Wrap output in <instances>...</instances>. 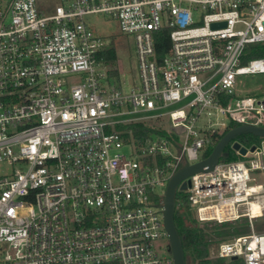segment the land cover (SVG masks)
I'll return each mask as SVG.
<instances>
[{
  "label": "built area",
  "instance_id": "built-area-1",
  "mask_svg": "<svg viewBox=\"0 0 264 264\" xmlns=\"http://www.w3.org/2000/svg\"><path fill=\"white\" fill-rule=\"evenodd\" d=\"M97 14L134 40L128 89ZM258 43L264 0H60L51 13L0 0V264H175L166 185L204 158L209 132L264 127V92L238 89L264 74V56L248 57ZM132 123L153 131L117 129ZM243 157L183 191L200 222L250 220L215 256L263 264L264 141Z\"/></svg>",
  "mask_w": 264,
  "mask_h": 264
},
{
  "label": "rangeland",
  "instance_id": "rangeland-1",
  "mask_svg": "<svg viewBox=\"0 0 264 264\" xmlns=\"http://www.w3.org/2000/svg\"><path fill=\"white\" fill-rule=\"evenodd\" d=\"M59 2L60 0H37V6L39 10L51 13ZM90 18L93 21L96 33L102 36L107 41L108 45L116 48L117 59L114 61L113 65L120 69L123 78L128 81L126 87L128 89L130 83L132 84L136 76V53L133 38L121 31L119 22L116 19H111L105 14L92 15ZM238 79L241 80L238 89L242 94L264 92V74L241 75ZM165 124L168 128L169 123L167 120L165 121ZM176 205L181 212L186 211L183 201L178 200ZM196 221L199 226L204 228L208 237L212 239L210 244V257L213 258L215 257L219 242L230 240L238 235L247 234L251 230L250 220L246 216L235 221L224 223H218L215 221ZM253 225L257 232L264 231V217L254 219ZM157 243L167 244V239H161ZM159 250L161 253H166L164 247ZM185 254L188 264L198 263L194 251L186 250ZM225 260L229 261L228 259Z\"/></svg>",
  "mask_w": 264,
  "mask_h": 264
},
{
  "label": "trees",
  "instance_id": "trees-1",
  "mask_svg": "<svg viewBox=\"0 0 264 264\" xmlns=\"http://www.w3.org/2000/svg\"><path fill=\"white\" fill-rule=\"evenodd\" d=\"M167 44L168 42L166 39V49H167ZM158 47L157 49L160 51V45ZM247 51L249 58L262 57L264 56V43L249 45L247 47ZM107 56L109 59L115 61L117 59L116 49L115 48L110 49L107 53ZM257 93L259 92H251L250 94H257ZM124 128H131L132 136L135 139L141 141H144L147 137H149L151 131H153V128L149 124H145V123H132L127 126H117V129L119 130ZM224 133L225 132H209L211 141H210V145L207 147L206 151L204 152L203 157H206L210 154V152L213 150L214 146L218 143V141L222 138ZM233 141H238L247 148H251L252 146L259 147L263 143L264 137L247 133L236 136ZM243 158L244 157L242 155H240L239 153H237L236 150L233 149L232 143H230L226 146L221 161H233V160H240ZM178 200L183 201V205H185L186 208V211L181 212L176 205L175 218H176L178 231L182 239L185 251L192 250L196 254L198 259L197 264H243V262L238 259L227 261L217 256H215L214 258L210 257V244L212 239L208 237L207 232L204 230V228L197 224L196 221L197 218L194 215V212L192 211L188 203H186L187 199L183 190H177L176 203Z\"/></svg>",
  "mask_w": 264,
  "mask_h": 264
},
{
  "label": "water",
  "instance_id": "water-1",
  "mask_svg": "<svg viewBox=\"0 0 264 264\" xmlns=\"http://www.w3.org/2000/svg\"><path fill=\"white\" fill-rule=\"evenodd\" d=\"M216 25V24H214ZM251 133L260 137H264V127L256 125H237L224 133L222 138L214 146L210 154L195 163H186L184 166L175 171L170 177L164 192L163 198V220L168 239L170 243V251L172 252L175 264H188L186 260L185 249L180 237L176 218V192L184 190L187 187L189 176L198 172H209L213 170L222 158L226 146L232 143V147L242 156L249 151H254L256 146L247 148L238 141H233L236 136ZM236 259V257H233Z\"/></svg>",
  "mask_w": 264,
  "mask_h": 264
},
{
  "label": "flooded vegetation",
  "instance_id": "flooded-vegetation-1",
  "mask_svg": "<svg viewBox=\"0 0 264 264\" xmlns=\"http://www.w3.org/2000/svg\"><path fill=\"white\" fill-rule=\"evenodd\" d=\"M170 250V247H167V251H169Z\"/></svg>",
  "mask_w": 264,
  "mask_h": 264
},
{
  "label": "bare ground",
  "instance_id": "bare-ground-1",
  "mask_svg": "<svg viewBox=\"0 0 264 264\" xmlns=\"http://www.w3.org/2000/svg\"><path fill=\"white\" fill-rule=\"evenodd\" d=\"M256 210V209H255Z\"/></svg>",
  "mask_w": 264,
  "mask_h": 264
}]
</instances>
